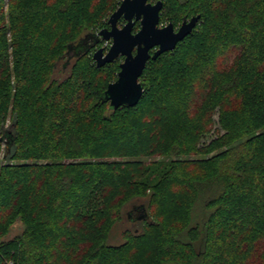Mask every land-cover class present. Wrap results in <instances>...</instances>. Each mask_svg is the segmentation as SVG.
I'll use <instances>...</instances> for the list:
<instances>
[{
    "label": "trees",
    "instance_id": "1",
    "mask_svg": "<svg viewBox=\"0 0 264 264\" xmlns=\"http://www.w3.org/2000/svg\"><path fill=\"white\" fill-rule=\"evenodd\" d=\"M121 1L0 0V264H264V0H162L200 20L114 109Z\"/></svg>",
    "mask_w": 264,
    "mask_h": 264
},
{
    "label": "water",
    "instance_id": "2",
    "mask_svg": "<svg viewBox=\"0 0 264 264\" xmlns=\"http://www.w3.org/2000/svg\"><path fill=\"white\" fill-rule=\"evenodd\" d=\"M163 1L153 3L151 0H122L118 8L110 15L107 27L96 34V41L111 40L110 49L105 52L99 48L93 54L98 67L114 62L118 57L125 59L120 64L118 78L112 81L104 92L114 109L123 105H137L143 94L144 84L141 76L148 62L161 54L174 50L177 44L196 28L201 15L185 18L180 27L173 22L160 26ZM125 19L123 27L119 21ZM141 28L134 32L137 22ZM142 217L145 212H142Z\"/></svg>",
    "mask_w": 264,
    "mask_h": 264
},
{
    "label": "rangeland",
    "instance_id": "3",
    "mask_svg": "<svg viewBox=\"0 0 264 264\" xmlns=\"http://www.w3.org/2000/svg\"><path fill=\"white\" fill-rule=\"evenodd\" d=\"M153 3L157 2V0H151ZM170 20H165L163 23H160V26H165L169 23ZM126 23V20L125 19H122L119 21V26L120 27H123L124 24ZM181 22H177L175 23V26L176 27H180L181 26ZM109 26L108 25V22H104V24L101 26V28L103 27H107ZM100 28V29H101ZM141 28V24L140 22L138 21L137 24L135 25V28H134V32H137L138 30H140ZM99 29V30H100ZM90 42V39L89 41ZM78 46L80 44H77ZM112 45V39L111 40H101V42L95 47V49L93 50V52H95L96 50H98L99 48H104V51L107 52L110 47ZM93 54V53H92ZM93 56V55H92ZM73 58V57H72ZM125 59L124 56H120L118 57L116 60H115V68H117V66H120L121 62H123ZM73 61V60H72ZM72 65V63L70 64V66ZM69 66V67H70ZM70 68H68L69 70ZM120 71V70H119ZM118 78V71H117V77ZM114 78V80L116 79ZM215 135H210L209 139L213 138ZM4 145L1 147V151H0V165L3 163V155H4ZM142 215V212H138L136 209H133L132 206L128 207L126 210H125V215H124V219L121 221V222H118L117 225L115 226L114 228V231H113V235L111 234L110 238H109V243L110 244H116V243H119L120 242V236H121V233H123V231L125 229H131V230H141L142 229V225H141V220H138V219H141L140 217ZM21 231V228H20V225H16L9 237H12V236H15L17 235L19 232ZM120 237V238H119ZM122 239V238H121ZM124 239H122L123 241Z\"/></svg>",
    "mask_w": 264,
    "mask_h": 264
}]
</instances>
